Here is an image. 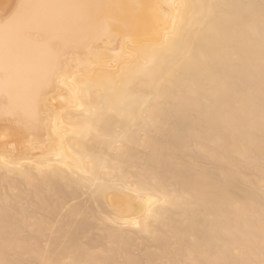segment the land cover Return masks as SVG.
<instances>
[{
	"label": "bare ground",
	"instance_id": "6f19581e",
	"mask_svg": "<svg viewBox=\"0 0 264 264\" xmlns=\"http://www.w3.org/2000/svg\"><path fill=\"white\" fill-rule=\"evenodd\" d=\"M0 264H264V0H0Z\"/></svg>",
	"mask_w": 264,
	"mask_h": 264
}]
</instances>
